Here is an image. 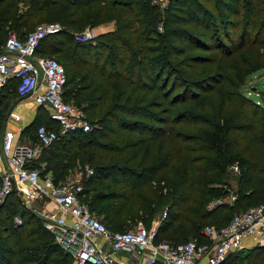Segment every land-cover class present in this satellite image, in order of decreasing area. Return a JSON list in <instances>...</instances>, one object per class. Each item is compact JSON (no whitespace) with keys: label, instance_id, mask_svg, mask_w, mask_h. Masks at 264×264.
<instances>
[{"label":"trees","instance_id":"1","mask_svg":"<svg viewBox=\"0 0 264 264\" xmlns=\"http://www.w3.org/2000/svg\"><path fill=\"white\" fill-rule=\"evenodd\" d=\"M262 5L264 0H169L160 11L151 0H0V44L9 30L23 38L40 18L62 24L41 40L36 54L60 55L64 100L81 106L91 126L54 140L33 166H44L42 174L50 173L55 182L76 161L91 166L83 198L113 231L133 226L128 206L146 227L166 209L156 242L206 241L204 226L217 220L215 227H221L234 213L264 203V108L244 96L239 79L202 108L196 103L184 113L172 111L224 80L225 63L216 65V75L198 76L204 58L191 59L186 46L218 49L225 56L246 46L264 49ZM111 20L114 29L93 40L74 37L87 25ZM14 80L6 88L15 89ZM40 123L56 128L43 111L34 127ZM191 124V132L175 128ZM233 164L235 188L227 180ZM230 191L232 204L210 206ZM21 202L14 192L0 204V264H72L42 219ZM224 211L233 213L227 219ZM250 251L261 255L264 245L231 252L222 264Z\"/></svg>","mask_w":264,"mask_h":264},{"label":"built area","instance_id":"2","mask_svg":"<svg viewBox=\"0 0 264 264\" xmlns=\"http://www.w3.org/2000/svg\"><path fill=\"white\" fill-rule=\"evenodd\" d=\"M151 1L159 5L169 0ZM60 30L57 22L40 23L23 38L9 31L0 44V90L15 78L17 95L31 96L56 125L54 128L51 124H38L34 131L36 143L31 145L17 142L14 132L5 129L0 146L5 158V170L0 173V204L15 192L27 207L37 212L55 241L70 254L72 264H222L231 252L264 245V203L234 213L219 228L204 226L206 241L156 242L159 222L146 227L138 221L128 229L113 231L90 212L83 198V176L87 178L93 172L88 164L82 165L80 173L67 174L58 182L50 173L42 174L40 168L33 166L42 148L70 132L89 131L91 127L82 107L64 100L63 64L53 56L36 54L41 40ZM95 36L91 27L75 33L81 41L93 40ZM230 170L236 173L237 165L233 164ZM234 199L230 191L210 206L220 202L232 204ZM47 201L53 202L55 209L45 207ZM36 206L40 209L36 210ZM165 215L163 209L159 219ZM14 220L21 222L19 217Z\"/></svg>","mask_w":264,"mask_h":264},{"label":"rangeland","instance_id":"3","mask_svg":"<svg viewBox=\"0 0 264 264\" xmlns=\"http://www.w3.org/2000/svg\"><path fill=\"white\" fill-rule=\"evenodd\" d=\"M19 4H20V6H22V3H19ZM168 4H169V1L165 4H159L158 6H159L160 11H162L165 7H167ZM260 8H264V6L262 5V6H260ZM258 19H259V17H258ZM263 20H264V18H263ZM56 21H57V23L60 24L61 29H62L63 26L58 20H53L52 22H56ZM45 22H51V20L40 18L39 20L37 19L35 21L36 25L40 24V23H45ZM161 24L162 23L160 21L159 25H158V30H162ZM115 25H116L115 20H111L109 22L101 23L98 25H93V26L87 25L85 28H87V27L93 28L94 31L96 32V35H97V34L107 32L109 30L114 29ZM9 31H12V30H9ZM75 33H74V37H75ZM263 35L264 34L262 33L260 35V37H263ZM199 42H201V44L204 43L210 47L212 46V43H210V41H208L207 39L201 38V37H199ZM227 46H229V48L234 47V45H232V44H228ZM186 47H187L186 54L188 56H191V59H193L192 57H196L194 60H197V59L200 60L201 58H204L201 62L198 63L199 70H200V72H197L198 76L205 77V76L213 75V74L216 75L215 74V72L217 70L216 65H218L220 63L226 64V70L224 73V80L219 82V83H215L214 85H211L210 86V87H212L211 91H209V92L207 91L205 93H200L201 95H199V98H197V99L187 100L185 102L176 104L173 107V109H174V110H172L173 112H176V114H178L179 112L182 111V113H184L187 110L191 109L193 107V105L196 103H198L197 106H200L202 108V106H203L202 102L203 101H208L211 97H214L215 99L220 98V92H222V91L224 92L225 90L229 89L228 84L232 83L233 81L238 80V79H239L238 83H240L238 86L241 87V90H242L244 96L246 98L250 99L252 102L258 104L259 106L262 105L264 108V49L263 48L255 47V46H246V47H243L242 49L235 50L234 54H232L230 56H225L220 50L214 49V48H212V49L191 48L189 45ZM45 55L46 56H53L56 59L60 60V62H61V58H60L59 54L45 52ZM208 59H212L210 63H208V61H206ZM190 62L191 61H188V64H192ZM179 65L181 68L182 64L180 63ZM183 70H189V69L183 68ZM229 79H230V81H229ZM11 85H10V87H12ZM10 96L11 95L7 96L6 99L4 97H0V104L1 103L3 104V102H5V106L0 107V129L3 128L2 120H3V116L5 115L3 113V111H4V108H6V105H9V103L11 101ZM39 110H40L39 111L40 113L43 111L42 108ZM172 111H171V114H172ZM194 127H196V126L194 124H191L190 127H181V126L178 127L177 126L175 128L176 129L182 128V130H184V131L191 132V131H193ZM66 146H67L66 149L70 150L69 149L70 144H67ZM46 148L47 147L42 148L40 150V154ZM78 162L79 161H76L74 167H72L68 170L67 174L69 176L73 175L76 172L80 173L79 171H80V168L82 167V164L80 162L79 163ZM43 167H42V169H44ZM231 172L232 171L230 170L229 175L227 177V180L230 183V186L235 188V184H236L235 178H234L235 174H233ZM83 179L85 180L86 177L83 176ZM21 203H22L23 207H25V208L27 207L23 203V201ZM227 204H229V203H227ZM26 209H30V208L27 207ZM35 209L38 210L40 208H38L36 206ZM160 210L161 209H159L156 212V214L153 216V218L150 222V226L159 222V220H160L159 217L163 211L162 210L160 212ZM126 211L128 214V221H130L131 224L133 223L132 225L136 224L138 221H142V219L139 218L138 215L135 213L133 207L128 206ZM32 212H34V211H32ZM34 213L37 215V212H34ZM232 213L233 212L228 213L227 211L223 212V214H225L227 216V219L232 215ZM15 217L18 218L19 216L16 215ZM97 218H100L102 220L101 216H97ZM14 222L16 224H19L15 220H14ZM217 223H219V222H217V220H215V222L213 223L214 225H212V226L215 227V225H217ZM150 226H148V227H150ZM113 229H114V231H118L119 227L115 226ZM238 253L239 254L234 253V254L230 255L228 257L226 264H264V253L261 255L256 254V252L252 253L251 251L248 254H243V252L242 253L238 252Z\"/></svg>","mask_w":264,"mask_h":264},{"label":"crops","instance_id":"4","mask_svg":"<svg viewBox=\"0 0 264 264\" xmlns=\"http://www.w3.org/2000/svg\"><path fill=\"white\" fill-rule=\"evenodd\" d=\"M9 95H11V101L9 105H6V108H4L3 111L5 115L2 120L3 128L0 129V146L5 129L12 130L14 132V140L19 143L30 145L36 143L32 136L35 129L34 121L36 117H38L39 109L42 107L38 106L31 96L23 98L19 97L13 87L6 88V86H3L0 90V97H4L6 99ZM4 106L5 102H3V106L0 107ZM43 111L45 112L44 109ZM14 115H17L18 119H15ZM40 164L41 166L43 165L42 162ZM42 167L40 168L41 172L43 170ZM3 170H5V158L0 152V173ZM45 203V207L55 209L53 202L47 201ZM124 260H127V256H124Z\"/></svg>","mask_w":264,"mask_h":264}]
</instances>
